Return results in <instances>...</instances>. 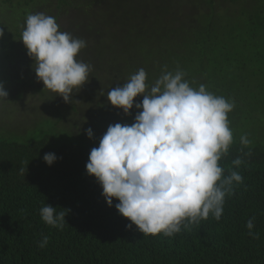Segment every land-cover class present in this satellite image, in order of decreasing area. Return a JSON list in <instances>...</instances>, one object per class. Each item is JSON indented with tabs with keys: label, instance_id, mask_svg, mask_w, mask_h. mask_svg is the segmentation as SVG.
<instances>
[{
	"label": "trees",
	"instance_id": "1",
	"mask_svg": "<svg viewBox=\"0 0 264 264\" xmlns=\"http://www.w3.org/2000/svg\"><path fill=\"white\" fill-rule=\"evenodd\" d=\"M140 2L0 0V81L9 89L0 97V264H264V124L257 122L264 113L258 93L264 0H146V8ZM35 13L54 17L60 31L86 41L77 59L92 66L82 89L94 112L72 99L58 114L39 112L26 127L11 122L19 106L38 105L47 95L21 41L26 17ZM141 68L149 86L165 70H180L193 88L203 84L235 104L228 114L233 143L219 165L225 176L238 172L242 182L226 196L220 220L210 215L170 237L129 228L119 201L109 206L87 173L91 150L108 127L135 122V106L125 115L105 99ZM70 114L90 124L70 120ZM47 153L57 157L52 166ZM237 158L243 162L234 166ZM47 204L64 212L62 228L42 220ZM250 219L258 239L249 235Z\"/></svg>",
	"mask_w": 264,
	"mask_h": 264
},
{
	"label": "clouds",
	"instance_id": "2",
	"mask_svg": "<svg viewBox=\"0 0 264 264\" xmlns=\"http://www.w3.org/2000/svg\"><path fill=\"white\" fill-rule=\"evenodd\" d=\"M21 41L35 61L44 91L68 102L89 81L92 66L77 59L86 41L60 31L54 17L29 14ZM184 76L180 70H165L149 86L141 68L125 84L108 91L112 106L125 115L135 106L138 114L131 125H110L86 166L102 186L108 205L118 200V212L131 221L128 227L135 225L144 236L170 237L210 215L220 220L226 196L243 179L236 171L225 176L219 165L233 143L228 114L234 102L214 95L203 84L193 88ZM7 96L0 85V97ZM140 96L142 102L134 103ZM87 135L93 137L90 128ZM241 143L246 147L250 141L241 136ZM56 159L54 153L44 155L49 166ZM242 162L237 158L233 165ZM40 215L47 225L63 227L64 212L57 214L51 205L42 207ZM246 227L249 235L259 238L251 231L253 220ZM47 243L45 237L39 247Z\"/></svg>",
	"mask_w": 264,
	"mask_h": 264
},
{
	"label": "rangeland",
	"instance_id": "3",
	"mask_svg": "<svg viewBox=\"0 0 264 264\" xmlns=\"http://www.w3.org/2000/svg\"><path fill=\"white\" fill-rule=\"evenodd\" d=\"M138 5H140L142 8H146L148 5H149V2L147 3L146 0H141L140 3H138ZM69 14H63L62 17L63 18H69ZM20 64V63H19ZM22 66V64H20ZM129 80V79H127ZM101 82L102 84H105L107 85L108 82H109V79H95V82L98 83V82ZM0 85H2V82L0 81ZM4 90L6 92H9V89L6 87H4ZM47 92V95L46 97L43 99L42 103L38 104V105H21L19 106L17 109H16V115L14 118L11 119V122L15 123V124H18V123H21L23 124L24 123V126L26 127L27 126V123L31 122L35 117L36 114H38L39 112H41L42 114L43 113H51L53 115L55 114H58L62 109L65 108V105L71 101L72 99H75L78 101L81 109L86 112V113H89V112H94V111H90V102L89 100L87 99V94L86 92L81 88L79 91H76L72 94L70 100L68 102H65V100L63 99V97H60V96H56L55 93H51L50 91L46 90ZM258 93L261 94L262 96H264V79H261L260 81V87L258 89ZM87 99V100H86ZM140 98L137 97L136 98V101L139 100ZM100 100L103 101V98L100 97ZM106 104L109 102L108 99L106 98L105 99ZM108 105V104H107ZM258 104H256V107H257ZM13 109L16 108V105L12 107ZM259 110L261 111L262 107H258ZM258 110V111H259ZM23 112L25 115H29V119L28 121H25V115L22 114L21 115V118H19V114ZM71 118V119H70ZM70 120H77L79 119V122L82 123L83 125H89L90 123L89 122H85L83 120V118H75L74 115L70 114ZM23 121V122H21ZM256 122V121H255ZM257 122L260 123L259 125H262L264 124V113L261 114L258 118H257ZM256 122V123H257ZM63 126H64V123H62ZM236 127V125H235ZM231 129L233 130L232 126H231ZM262 137V136H261Z\"/></svg>",
	"mask_w": 264,
	"mask_h": 264
}]
</instances>
